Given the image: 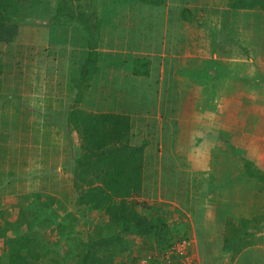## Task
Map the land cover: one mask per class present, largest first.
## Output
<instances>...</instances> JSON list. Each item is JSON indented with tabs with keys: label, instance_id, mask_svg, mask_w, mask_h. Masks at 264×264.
<instances>
[{
	"label": "crops",
	"instance_id": "0c3cea01",
	"mask_svg": "<svg viewBox=\"0 0 264 264\" xmlns=\"http://www.w3.org/2000/svg\"><path fill=\"white\" fill-rule=\"evenodd\" d=\"M46 1L18 0L23 2V8L34 10L33 15L43 9ZM90 1L75 2L84 16H53L54 25L49 19H18L10 12L0 15L7 24L17 25V35L12 41L9 37L13 35L8 29L0 31V55L3 56L0 57V105L4 102L11 105L7 110L12 114L16 102L25 104L19 105L22 129L18 135L21 138L15 139V133L4 136L0 133V227L6 229V236L11 237L14 228L10 224L27 220L29 215L25 212L31 210V206L44 207L49 197L59 201L70 199L69 203L75 200L70 168L78 154V136L73 130L76 113L123 116L129 120L131 145L143 149L142 190L133 198L149 205L163 203L165 208L186 219L191 225L193 256L198 264H204V254L210 253L211 256L212 252L208 249L209 252L205 253L201 249L207 246L199 244L193 214L203 218L196 220L199 224L211 228L215 225L222 235L224 222L220 211L230 213L232 210L226 204L209 207L205 203L204 195L213 191L212 182L218 176L210 175L211 166L199 164L197 151H230L236 145L233 140L244 133L245 125L240 126L238 121L241 100L238 77L242 68L239 65H247L243 70L251 77L254 66L264 74V27L260 29L257 45L248 43L256 34L253 30H244L251 27L248 23L242 24V29L233 34V15L244 18L256 11L244 9L238 13L232 9L238 0H101L99 6L108 7L102 17L95 13L93 7L96 4ZM50 5L53 9L62 6L59 0H50ZM262 14L264 21V11ZM52 30L57 32L53 41L50 40ZM210 34L218 36L215 45L219 55L215 52L206 54L208 44H212ZM196 43L197 46H193ZM9 47H13L14 55L8 51ZM15 47L20 49L22 78L25 79L21 80L22 88L16 93L19 99L7 89L15 84ZM8 54L10 57H6ZM192 61H199L197 64L217 62L216 71L208 80L211 87L208 90L205 84L204 88V94L211 96L217 107L209 109L190 105L189 110L199 111V117L187 115V125L182 126L178 112L181 109L175 108L174 100L169 99L167 93L162 101L160 88L166 77L180 82L178 70L182 72L184 66L189 71ZM154 85L157 97L148 99L140 88L150 90ZM257 111L248 106L242 119L260 118ZM198 134L203 137H195L194 141L203 142L202 147H195V144L191 147L189 141L183 142L184 136ZM232 160L235 163L237 158ZM41 168L46 171L42 173ZM194 170L199 172L196 178L191 176ZM45 175L49 176L43 177ZM173 176L182 182V188L175 186L176 192L188 190L190 197L192 194L198 196L199 203L197 201L194 209H183V202L178 205L163 197V191H167L163 182ZM32 183L34 189H31ZM260 193L251 185L244 194V199L249 198L243 204L245 212L238 214L236 211L234 217L238 220L252 218L260 208L255 204ZM186 197L185 204H188L189 195ZM65 205L66 210H74ZM61 206L58 205L56 210H63ZM78 210L83 212L86 208L79 207ZM77 219L79 229L83 221L79 214ZM263 233L258 234L262 241ZM3 242L0 240V250ZM248 249L262 254L256 253L258 257L255 259L250 253L237 264H262V245L258 243ZM226 253L222 260L214 262L211 259L210 264H233L234 259L237 260L238 257L233 259L229 252Z\"/></svg>",
	"mask_w": 264,
	"mask_h": 264
},
{
	"label": "trees",
	"instance_id": "16d2710c",
	"mask_svg": "<svg viewBox=\"0 0 264 264\" xmlns=\"http://www.w3.org/2000/svg\"><path fill=\"white\" fill-rule=\"evenodd\" d=\"M248 1L257 4L233 5L232 9L264 11V0ZM59 2L62 4L59 7L61 14L84 16L79 12L80 7L75 5L80 0ZM6 29L13 35L9 37L12 41L17 35V25L7 24L0 16V31ZM258 69L254 66L251 77L240 68L238 86L249 82L258 89L263 88L264 74ZM74 116L73 130L77 133L79 144L70 169L76 198L70 203V199L59 203L49 197L44 207L31 206V210L25 212L29 215L27 220L20 219L10 224L14 228L11 237L5 235V228L0 227V240H4L0 264H115V258H124L128 264H141L143 257L134 254L136 239L145 242L141 249L156 253V257L143 264H161L157 256L169 252L172 264H178L179 255L173 248L181 241H190V225L178 229L177 222L169 224L173 210L165 208L163 203L149 205L133 198L139 196L142 190L144 163L143 149L131 145L128 118L83 112ZM239 152L232 148L229 153L237 158L234 163L236 170L241 171L250 179L251 185L262 192L263 201L264 168L255 166ZM65 204L74 210H66ZM58 205H62L63 210H56ZM79 207L86 210L80 212ZM258 210L252 218L239 220L237 234L246 239L245 246L264 241V235L263 241L258 237L264 231V203ZM78 214L83 220L81 230L77 229ZM10 226L8 228L11 229ZM52 233L56 240H53ZM61 248L65 249L64 254Z\"/></svg>",
	"mask_w": 264,
	"mask_h": 264
},
{
	"label": "rangeland",
	"instance_id": "374dc122",
	"mask_svg": "<svg viewBox=\"0 0 264 264\" xmlns=\"http://www.w3.org/2000/svg\"><path fill=\"white\" fill-rule=\"evenodd\" d=\"M84 2V0H83ZM237 3V5H244L246 3V0H241V1H235ZM90 3H94L96 4L94 8L95 13L97 15H100V17H102L103 12L105 11V8L108 9L107 6H99V4H102L101 0H92L90 1ZM23 2H18V0H0V14H3V12H10V13H15L13 15H16V17L18 19H31L32 18H39V19H49L52 21L51 25L55 24V18L53 19V16H58L61 14V8L56 7L55 9H53L50 5V0H47L43 6V9H41V11L35 15H33L34 10H29V8H23L22 6ZM251 4H257L254 2H247L246 5H251ZM32 9V8H31ZM237 12L239 13L240 11H243L244 9H236ZM235 10V11H236ZM246 10V9H245ZM247 11V10H246ZM263 11H253L251 13H249V15H247L244 18H240L239 16H234L233 15V19L235 21V29L233 31V34H236L237 32H239L240 29H242V24L248 23L251 27L245 28L244 30H250V31H254L255 37L251 38L250 42H248L251 45H254L252 43H256V45L258 44V36L261 37L260 33L262 27H264L263 24ZM226 13L224 12L223 15H225ZM237 17V18H236ZM236 19V20H235ZM54 23V24H53ZM220 36V35H219ZM57 37V32L55 30H52L50 33V40L53 41L54 38ZM209 37L211 38V42L212 44L209 45L208 44V55H211L213 52H215L216 54H218V49H216V38L218 36L215 37V35H209ZM94 41H99V39H92ZM45 41V39H44ZM48 41V40H47ZM168 41H173V40H169ZM252 42V43H251ZM237 44V42H235ZM193 46H197V43L194 44ZM13 47H9L8 51L11 52V55H14V51L12 52ZM23 51V50H22ZM15 53L16 54V78H15V84L8 86L7 89H9L10 91H12L15 94V98L19 99L18 95H16L17 92H20L22 86V82L21 80H25L22 78V65H23V59L20 56V49L18 47H15ZM23 53V52H22ZM219 55V54H218ZM0 57L3 58L2 55H0ZM6 57H10L9 54L6 55ZM21 58V59H20ZM199 61H192V67H190V70L187 71L186 67L182 66V72L180 70H178V74L179 76V81L177 82L175 80H170V78L166 77V79L163 82V86L160 88V95L159 98L163 101V98H165L166 93L168 94V98L169 99H173L174 100V105L175 108L177 109H181V111H178L180 114V123L183 124L182 126H186V118L189 116H192L195 118V116H198V113H200L199 111H190L189 110V106L193 105L194 107H201V108H216V103L214 102V99L209 96V95H205L204 93H206V89L205 88V84L207 85V89L209 90L211 87L210 84V80L211 77L210 75H214L215 73V69L217 68V62L214 63L212 61H207L206 63L202 62L200 64ZM195 64V65H193ZM242 65V64H241ZM239 65V68L240 66ZM216 67V68H215ZM242 68L246 69L247 65H242ZM5 73V72H4ZM218 70H217V74H218ZM188 76V77H187ZM21 77V78H20ZM196 77V78H195ZM186 79L184 81H181V79ZM207 80V81H206ZM6 81V80H5ZM21 81V82H20ZM156 85H154L153 87H151L150 90L145 89V88H140V90L142 91V94L147 97L148 99L150 98H155L157 97L156 92L157 90L154 88ZM240 89H239V94H240V98H239V122H240V126L242 124L245 125V127H243L244 133H241L237 136V139L233 140L234 143H236L235 146H232V148L236 151H240L242 152V154H245L246 157H248L251 161H253V163L255 164V166L260 167V168H264V87L263 88H256V86H254L251 83H241L239 84ZM264 86V85H263ZM5 88V91L7 90ZM226 93V92H225ZM142 98V95H141ZM245 100V101H244ZM214 102V103H213ZM23 102L20 103H15V112L12 114H8V108L7 106H9L11 108V105H9L8 103L4 102L3 104L0 105V133L2 136H4V134H14L15 133V139L18 140V138H21L18 135L19 130L22 129V125L20 122L21 119V115L20 112V106H23ZM20 105V106H19ZM25 105V104H24ZM250 106L251 109L252 107H254V110H258V114L261 115V117L259 118L258 116H256V118H248L246 119H242V116H244L247 110V107ZM186 109V111L184 112L183 110ZM187 113V114H186ZM49 122V121H48ZM53 122V121H52ZM245 122V123H244ZM257 122H259V124H257ZM260 124L262 125V127H260ZM196 126V125H195ZM197 127V126H196ZM25 128V126L23 127ZM201 134V133H200ZM200 134H198L197 136L194 135H189V136H184L183 137V142H190L191 144L188 146L194 147H202V145H205L203 142H195L194 140L198 137H203L202 135L200 136ZM190 137L192 138V141L190 139ZM196 137V138H195ZM49 139V136H48ZM187 144V143H186ZM220 145H224L220 142ZM226 148V147H224ZM239 152V154H240ZM197 153L200 154V158L198 159L199 164H201L202 166H211V176H218L217 180L212 182V189L213 191H209L207 195H204L206 197L205 203L211 207L214 206L216 204L218 205H223L226 204L227 206H230V210H232L230 213L226 212L225 210H221L220 211V215H221V219L224 222V229L221 235V232H218V227L213 225V228L210 227V225H206L205 227L202 226L201 224H199L196 220H198V218H200L201 220L203 219L202 217H200L197 214H193L194 216V227H196V233H197V238L199 241V244H205L207 247L206 248H201L205 253L212 252L211 256L208 254H204V259H205V263L204 264H210L211 263V259L217 260L220 259L222 260L224 258V255L228 254L226 252H229V254L231 255V258L233 256H236L237 260L234 262L233 264H237L241 259L245 258L246 256L248 257V255L251 253L252 257H254L256 259V256L258 257V255L255 256L256 253L262 254L260 251L258 250H252L250 252V249H248L251 246H245L244 241L242 236L240 234H237L240 227L238 228V223L239 220L237 219V217H234V213L237 211L238 214H243L246 210V208L243 206V204L245 205L246 201L249 199L247 197H245L244 199V194L248 191V189L251 187V181L250 179L248 180H244L242 179L241 176H244L241 171L238 172V174H236L237 170L235 165H233V157L229 155L230 151L225 150V152H214L212 150H199L197 151ZM196 154V151L194 152V155ZM235 156V155H234ZM36 168V167H35ZM42 169V173H44L46 170ZM196 174H195V173ZM199 175L198 171H193L191 176L196 178V175ZM34 173L33 175H31L32 179L34 180ZM49 175H45L43 177H48ZM207 177L208 175H202ZM42 177V178H43ZM175 176L173 177H168V182H163L162 186H165L167 188V191H163V197L166 198H170L172 199V201H174L176 204L181 205L182 202L183 204V209H186L188 207H190L189 209H194L197 204L199 203L198 201V196L196 195H191L189 194V191L187 190L185 193H181L180 191H175V186H178V188H182V182L180 180H175L174 179ZM165 180V179H164ZM48 183V181H47ZM198 184H202V182H198ZM224 184L226 185V187H224ZM31 189H34V183H32L31 185ZM65 187V185L63 186ZM196 187V186H194ZM44 188H47V186L45 185ZM239 188V189H237ZM243 190H245V192H243ZM197 192V191H196ZM61 193V192H60ZM66 193H64L65 195ZM188 204H185L186 199H184V197L188 196ZM258 196V195H256ZM194 197H197L194 199ZM260 199H262L261 196H259ZM187 198V197H186ZM200 198V197H199ZM252 199V198H251ZM259 198L255 199V204L256 206L259 205L261 206L262 203H264L263 201H260ZM198 201V203H197ZM56 202L61 203V201L56 200ZM247 207V205H246ZM169 209V208H167ZM197 210V208H196ZM216 210H220L216 209ZM259 211V210H257ZM172 212V211H171ZM202 213V212H201ZM173 214V218L172 216L169 217L168 222L170 225H173L174 223L177 222L176 227L178 229H180V227L183 226H188L189 227V223H187L182 216L178 215L177 212H172ZM81 215V214H80ZM264 216V213L263 215ZM245 218V217H244ZM82 220V218H81ZM237 220V225L235 224V221ZM83 221V220H82ZM185 224V225H184ZM191 227V225H190ZM234 227H236V230L234 231ZM79 229H83V226L80 225ZM78 229V230H79ZM183 231V230H182ZM180 231V232H182ZM190 233V231H189ZM263 233V232H262ZM48 234V233H46ZM264 234V233H263ZM52 237H54V233L51 234ZM210 239V240H209ZM241 239V240H240ZM190 244L191 240L189 241ZM145 242L142 239H136L135 241V246L134 248H136V250L134 251L135 256L138 257H143V261L141 262V264L146 263L149 258H153L156 257V253L152 252L151 250H146V248L141 249L142 247H144ZM190 245V252H189V259L191 261L190 264H198V262L196 261V257L193 256L194 252H192V246ZM262 248H264V242L262 244ZM209 249V250H208ZM62 254L65 253V249H60ZM59 250V251H60ZM140 250V251H139ZM263 250V249H262ZM214 253L215 256H214ZM171 255V253H166L165 255H162L158 257L159 262L161 264H172L171 259L169 258ZM214 256V258H213ZM262 260H264V258H262ZM115 264H128L126 263V260L124 258H115L114 260ZM215 262V261H214ZM178 264H181V261L178 260ZM223 264H229L227 262H223ZM262 264H264V261L262 262Z\"/></svg>",
	"mask_w": 264,
	"mask_h": 264
},
{
	"label": "built area",
	"instance_id": "2783aa9c",
	"mask_svg": "<svg viewBox=\"0 0 264 264\" xmlns=\"http://www.w3.org/2000/svg\"><path fill=\"white\" fill-rule=\"evenodd\" d=\"M190 242L188 241H181L177 243L173 250L175 253L179 255V259L181 261V264H190L191 261L189 259V250H190Z\"/></svg>",
	"mask_w": 264,
	"mask_h": 264
}]
</instances>
